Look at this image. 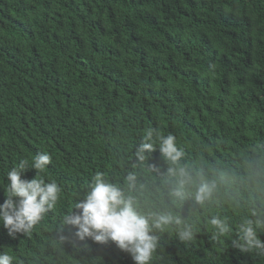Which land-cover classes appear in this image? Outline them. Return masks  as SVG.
<instances>
[{"label": "trees", "instance_id": "1", "mask_svg": "<svg viewBox=\"0 0 264 264\" xmlns=\"http://www.w3.org/2000/svg\"><path fill=\"white\" fill-rule=\"evenodd\" d=\"M149 130L154 150L140 160ZM157 134L176 137L178 162ZM39 152L52 163L38 178L56 181L61 198L28 233L0 224L13 264H135L63 221L98 172L141 212L197 230L183 243L173 225L153 229L152 264H264L230 236L213 240L208 224L235 226L264 206V0H0V185ZM180 169L192 177L183 197ZM201 183L212 188L203 205L191 195Z\"/></svg>", "mask_w": 264, "mask_h": 264}, {"label": "clouds", "instance_id": "2", "mask_svg": "<svg viewBox=\"0 0 264 264\" xmlns=\"http://www.w3.org/2000/svg\"><path fill=\"white\" fill-rule=\"evenodd\" d=\"M153 136L152 130L146 133L145 142L136 152L140 160L144 159L145 152L154 150ZM157 138L163 156L173 163L178 162L183 154L177 148L176 137L157 134ZM50 163L51 155L39 152L30 161L20 160L6 173V183L0 185L7 193V199L0 204V224L8 230L9 235L30 232L60 200L61 188L57 182L38 178V173H42ZM29 167L37 170L36 176L30 180L22 178ZM169 171L174 172L172 169ZM179 176L178 190L174 195L183 197L185 188L192 183V177L184 169L179 170ZM135 181V175L129 173L126 177L128 185L133 186ZM211 192L212 188L207 183H201L191 195L203 205L209 200ZM76 196L78 199H74L73 207L63 216L64 223L76 229L75 236L81 241L90 238L100 244L112 241L119 249L130 254L135 264H152L156 258L160 242L153 233L155 228L173 225L176 236L183 243L194 241L197 235L194 226L180 216L141 212L135 198L110 182L103 173H96ZM250 213L256 219L244 218L235 226L225 218L212 216L208 220L212 228L211 238L219 240L230 236L233 247L264 256V240L260 238L264 229V206L253 207ZM13 261L14 257L9 252H0V264H13Z\"/></svg>", "mask_w": 264, "mask_h": 264}]
</instances>
